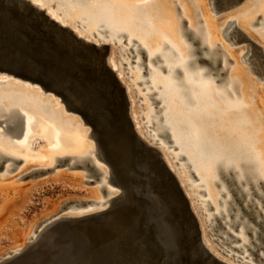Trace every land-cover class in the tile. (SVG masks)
Wrapping results in <instances>:
<instances>
[{
    "label": "bare ground",
    "instance_id": "bare-ground-1",
    "mask_svg": "<svg viewBox=\"0 0 264 264\" xmlns=\"http://www.w3.org/2000/svg\"><path fill=\"white\" fill-rule=\"evenodd\" d=\"M57 1L60 2V0ZM61 1L66 6L71 4L69 0ZM75 1L80 3L83 0ZM127 1L137 2L140 0ZM173 1L142 0V2L136 4V2L129 3L125 0H90L84 7L81 4L83 8L79 5L81 9L76 4L73 6L76 12L71 21L63 18L53 9L51 10L42 0H38V3L42 8H46L45 11L52 18L58 20L62 25L72 27L78 36L99 44L101 41L110 43L111 54L109 63L122 80L123 74L115 61L116 50H118V45L121 46L122 52L131 60L128 63L133 65L131 70H140L138 79L148 81L147 85L144 82L145 88H142V91H145V96L148 97L147 93L150 91H158L156 97L160 103L154 104L148 97L149 104L153 105V108L151 107V113H148V111H146L147 114L145 113L146 119L151 123L149 125L154 127L151 130V136L154 139H160L162 135H169L170 141L176 145L174 152H177L178 157H182L179 160H186L185 165L191 168L189 175L191 174L194 178L199 179L200 182L195 186L201 188L200 192L206 193L205 196L207 197L202 200L211 204L210 208H213V212L207 216L208 222L212 223L211 230L216 231V229L222 228L224 231L218 233L219 238L222 239L221 243L231 244L225 249L227 255L221 254L211 245L205 235L203 224L199 221L201 222L200 228L206 247L219 259L229 264H264V88L257 87L256 91L252 90V93L253 91L255 92V98H253L255 101H252L254 102V107H252V104H250L252 108L245 107L247 102L249 103L247 98L252 89L250 88L249 91L250 84L256 83L254 81L249 83L253 79L250 76L251 74L249 77L252 79H247L246 77L245 80L247 75H244V73L248 72L240 63L243 61L237 60V57L242 59L243 55L241 53L235 54L232 50L230 54L241 65L239 66L235 63V66L231 68L232 70L230 69L231 72L228 75L229 77L227 76L228 79L223 78V84H218L217 79L221 76L222 67L219 66V61H217L215 49L221 42L220 39H224L222 36L228 22L226 20L216 22L205 16L207 12L205 0H178L182 7V13L188 18L190 28L197 37H202L208 48V52H203L208 62L200 63L197 54L194 53L195 48L192 42L187 41L183 34L181 21L178 19L179 16ZM219 1L220 3H225V1L221 2L222 0ZM260 4L259 13L263 14L262 17L264 18V0ZM52 5L57 6V2H53ZM197 9L201 14L203 13L202 15L206 20V31L204 34L206 36L201 35L200 25L195 12ZM242 18L244 17H241V20ZM247 18L244 19L246 20ZM94 19L98 20V22ZM78 20L87 21L85 24L81 22L83 25L82 29L76 25ZM248 20L246 21L248 22ZM242 23L241 26L244 25ZM248 23H245L244 26L248 25ZM248 29L251 28L248 27ZM259 34L261 35L262 33L260 32ZM242 49L243 51L246 50L244 47ZM221 57L222 66H225L227 64V56L223 54ZM212 62L217 65L218 69L211 66ZM197 69H203L204 71L197 74ZM243 69L246 72L243 73ZM181 71L184 74H181ZM142 74H145L146 78H142L144 77ZM130 78L134 80V77ZM247 80L248 82H246ZM3 81L6 80H0V84H6ZM238 81L242 82V86L239 84L241 86L240 91H242L241 95L243 96L241 97L243 98L242 100H239L235 91V85ZM247 83H249V86ZM256 86H253V88H256ZM229 91L234 94L236 99L230 97ZM9 92L36 100L34 97L19 91ZM6 94L8 92H0V115L7 116L0 120H7V123L11 125L5 132L10 131L12 135L17 136L14 133V127L20 114H24V142L22 144H26L28 137L32 134V125L36 118L33 117L32 119L29 117L15 103H12L13 100L3 103L2 98ZM127 94L130 100L128 91ZM144 102L148 101L144 100ZM45 104L41 102V106ZM130 106L136 130L141 135L143 133L135 118L137 117L136 113L132 111L131 100ZM56 110L58 111V109ZM44 123L39 124L37 122L36 124L38 125L33 126H36V134L46 138L48 145H43L36 150H30V148L21 145L20 149L25 153H32L44 158L48 165H52L54 162L51 161V158L54 159L58 157H55L57 154L60 155L58 153L59 149L60 153H62L60 141L63 144L61 146H64V148L72 145L77 146L78 150L81 148L80 152L83 155L76 157L79 159H76L77 161H74L72 166L87 170V175L95 177L93 182L103 178L105 183L102 188L110 193L111 197L107 200H99L95 205L87 204L88 202H75L78 205L74 209L67 208L66 215L57 218H54L55 215L48 219L41 218L33 222L28 228H19L13 216L17 213V205H14L0 222V238L3 234H9L13 238V243L0 253V264H10V262L21 264V261L17 259V250L31 249L36 245L44 246L42 254L50 264L53 261V257L56 261L64 259L67 253L62 250L63 247L59 246L60 242L66 243L69 241L68 244H71L70 237L74 233H80L81 230L91 225L90 223L85 225L80 224V222H69L68 226H65L60 223L61 220L78 219L105 209H109V211L115 210L119 204L128 203V193L133 192L135 194L138 191L145 190L144 184H142L141 179L137 175V170L127 173L129 177H126V180H120L115 177L117 185L113 184L111 180L114 176L110 168L99 159V145L97 144L95 153L92 152L91 156H84L86 147H84L83 141L80 140L79 135L75 133L72 126L70 127L73 132H71V136H67L69 134L63 130L66 136L60 137L61 134L56 130L48 131L42 125ZM258 127H260V135L255 134V136H259V142L255 144L257 139L252 140L255 143L251 139L255 137L253 136V131ZM90 133L89 136H91ZM93 153L96 154L97 158L93 157ZM64 156L63 159L71 158ZM165 157L167 166L173 171L174 168L170 160ZM63 164L65 163H62L60 167H64ZM59 176L62 177L63 173L59 172ZM109 183L115 185L117 188L113 187L118 190H111L107 186ZM179 183L181 185L180 181ZM212 184L221 187V195L215 192ZM184 192L189 196L187 190H184ZM93 193L97 194V189H94ZM217 194L218 198H216ZM18 195L22 196L13 185L0 182V213ZM222 196L226 198L223 199ZM188 198L191 200L190 197ZM190 205L192 211L196 214L191 201ZM237 224H239L238 230L234 231L231 226Z\"/></svg>",
    "mask_w": 264,
    "mask_h": 264
},
{
    "label": "water",
    "instance_id": "water-1",
    "mask_svg": "<svg viewBox=\"0 0 264 264\" xmlns=\"http://www.w3.org/2000/svg\"><path fill=\"white\" fill-rule=\"evenodd\" d=\"M24 2L15 0L14 7L13 0H0V67L5 69L0 74L38 85L44 92L61 98L66 109L91 128L90 135L100 148L99 159L114 176L111 182L117 185L115 177L126 180L127 173L137 170L145 186L144 191L128 193V203L119 204L115 210L61 220L65 226L69 222L91 226L74 233L71 244L60 242L67 254L59 261L53 257L51 264H107L115 259L172 264L177 237L184 249L196 251L202 264H229L206 247L199 219L177 176L161 151L137 132L126 86L109 63L111 45L88 41L43 8H24ZM97 53L105 57L106 105L112 124L122 132L126 149L116 146L112 125L98 116L93 103V81L102 70ZM37 63L42 70H32ZM0 125V133L11 127L7 120H0ZM23 127L24 114H20L15 135L19 136Z\"/></svg>",
    "mask_w": 264,
    "mask_h": 264
},
{
    "label": "rangeland",
    "instance_id": "rangeland-1",
    "mask_svg": "<svg viewBox=\"0 0 264 264\" xmlns=\"http://www.w3.org/2000/svg\"><path fill=\"white\" fill-rule=\"evenodd\" d=\"M42 1L49 8H51V10L53 9L54 11L61 14L63 17H67V15L64 14L65 11L69 12L68 15L70 16V20L74 18L73 15L75 11L73 10H75V7L73 6H75V4L78 8H80L79 5L82 7L81 4H83L84 7V5L86 6V4L90 2V0H83L80 3H78V1L69 0V2L71 1L70 3L73 4L72 5L68 4V6H66L65 4L62 3L61 0L60 2L57 0H42ZM55 1L57 2V6L52 5V3ZM125 1L129 2L127 0ZM205 1H206V10H207L205 16H207L209 19L216 21L215 17L217 18V16L213 17L214 13L211 9L210 0H205ZM135 2L136 1L134 2L131 1L129 3H135ZM140 2H142V0L137 1L136 4ZM174 6H176L175 3ZM195 12L197 15V20L200 19L201 17L204 19L202 15L203 13L201 14V12H198V9ZM179 17L182 16L180 15ZM179 17L178 19L181 21ZM185 17L187 18V16ZM205 21L206 20L204 19L203 21H200L198 23L199 25H203L205 24ZM220 40H221L220 43H223L224 45L229 44L225 39H220ZM231 46L236 47L234 45ZM237 60L240 59L237 57ZM115 61L118 64L119 70L123 74L122 81L125 83L127 87V91L129 93L130 100L133 103L132 107L134 108L137 116L135 118L141 128L142 133L144 134V136L143 135L142 136L145 137L151 144H153L154 142H156L155 139H151L149 132L146 131V129L151 125V123L148 122V119H142V118L139 119V117H141L143 114L145 113L147 114L146 111H148V113H151V109L153 108V105L149 104V98L145 96V91H142V88L145 86V84L137 83V81L140 80L138 79L140 75V70L138 69L131 70V67H133L132 64L128 65L129 69L124 68L123 61L128 64L131 60L128 56H125L121 48H118V50H116ZM142 76H144L142 78H146L145 77L146 75H142ZM254 76H256V80L260 83L259 85H257V87L264 88V84L261 85L262 82H264V80L261 81V79H259L257 75ZM130 77H134V80L133 78ZM9 78L12 77L6 75H0V80H7ZM23 83H25L24 85L28 86L29 88L26 89L22 87L23 85L18 86V85H14L13 83L0 84V92H4V93L8 92V94L4 95L2 98L4 101L3 103L8 102V100H13L12 103H15L29 117H31L32 119L33 117H35L36 121L38 120L37 122L39 124L45 122L42 125H44L48 131L56 130L58 133L61 134L60 137H64L65 132L69 134L67 136H71L72 131L70 127L72 126L75 133L79 135L80 140L83 141L84 147L87 148L90 146L87 149L85 148V150H87L86 151L87 154L83 149L84 156L86 155L91 156L92 152H94L96 149L97 142L94 139V137L89 136L91 128L84 123L83 119L80 116L76 115L75 113L67 111L65 104L61 102V99L59 97L54 96L51 93L44 92L41 89V87H39L38 85H31L30 83L27 82H23ZM9 91L11 92L19 91L23 94L29 95L30 97H34L36 100L32 98L28 99L19 94L14 95ZM250 94H252V92ZM140 96L144 98L142 100H138ZM144 100L148 102H144ZM41 102H44L46 104L41 106ZM252 107H254V104L252 105ZM56 109H58V111ZM6 117H7L6 115H0V119H4ZM36 121L34 122L33 125H38L36 124L37 123ZM33 125H32V134L28 137L26 144H22L24 142L23 141L24 130H22L19 136L12 135L10 131L5 133H0V149L6 154L7 153L12 154L18 159H23V162H21L20 164L14 162L12 159H9L5 162L2 169L0 170V182L10 183L11 185H13V187L16 190H18V192L22 194V196L18 195V197H15L16 201L13 200L9 204H7L6 209L0 213V222L6 217V215L10 212V210L14 205H17V209H16L17 213L14 214L13 216L19 228L21 227L28 228L29 226H31L33 222L38 221L41 218L48 219L49 217L54 215H55L54 218H57L59 216L66 215L67 208L74 209V207L78 205L75 204V202H79V203L88 202L87 204L95 205L99 200H107L111 197V194L106 192L105 189L102 188V186L105 183L103 181V178L102 180L93 182L95 180V177L87 175V170L83 168L82 169L78 168L77 166H72L73 162L79 159L76 157L83 155V153L80 152L81 148H79L78 150V147L74 145L67 147L65 146L64 148V146H61L63 144L60 141L59 144L60 147H62L61 150L62 153H60V149H59L58 153L60 155L57 154L55 156V157L58 156L57 158L54 159L51 158V161L54 162L52 165H48V163L44 161L45 160L44 158L36 156L35 154L32 153L23 152L22 149H20L21 145L30 148V150H36L37 148H40L43 145L46 144L48 145L46 138L44 136L36 134L37 133L36 126L34 127ZM0 130H3V125H0ZM63 130H65V132ZM166 141L167 140L164 138L158 139V146L162 150L164 157L166 155L168 160H170L174 168L173 171L175 174H177L176 176L179 177L178 179L181 182V185L183 186L184 190L185 191L187 190V192L189 193L188 197H190L191 199L190 201L192 206L194 205L193 210H195L199 218V221H201L203 224L206 237L208 238L209 242L216 250H218L223 255H227L225 253V249L228 246H231V244L221 243L222 239L219 238L218 233L220 231H224L222 228H220L221 230L216 229V231L211 230L212 223L208 222L207 216L208 214L213 212L212 211L213 208L212 207L210 208L211 204H209L208 202H204L202 200V199L205 200L207 198L205 196L206 193L200 192L201 188L195 186L200 182L199 179L194 178L193 176H191V174L189 175V171L191 170V168L185 165L186 160L183 159L179 160L177 152H174L173 147L169 148L168 147L169 144ZM91 144H94L95 147L94 145L91 146ZM63 153H65L64 155L71 158L63 159L64 156ZM93 157H96V154H94ZM26 160L28 162H26ZM177 162L179 163L177 164ZM12 163H14L16 168L12 172H10L8 170L9 169L8 166ZM62 163L65 164L67 163V164L66 165L63 164L64 167H60L62 166ZM39 167H43L46 170H40L36 173L28 174L26 177L20 179L22 175H25L29 173L32 169ZM59 172L63 173L62 177L59 176ZM212 185L214 187L215 192L216 193L218 192V194L221 195V187L214 184ZM107 186H109L111 190H118L116 189L117 187L113 184L111 185V183H109V185ZM113 186H115L116 188ZM94 189H97V194L93 193ZM218 194L216 198L219 197ZM222 198L225 199L226 197L222 196ZM238 226L239 224L232 225L231 228L234 231H237ZM12 243H13L12 236L9 234H3L0 238V253H2L3 250L8 246H10Z\"/></svg>",
    "mask_w": 264,
    "mask_h": 264
},
{
    "label": "flooded vegetation",
    "instance_id": "flooded-vegetation-1",
    "mask_svg": "<svg viewBox=\"0 0 264 264\" xmlns=\"http://www.w3.org/2000/svg\"><path fill=\"white\" fill-rule=\"evenodd\" d=\"M175 4H176V12H177V14L180 16H182V17H180L181 18V26H182V29H183V34L185 35V37H186V40L187 41H191L192 42V45L194 46V48H195V50H194V53H196L197 54V56H198V59H199V62L201 63V62H204V63H206V62H208V60L207 59H205V57H204V55H203V52L204 51H206V52H208V48H207V46H206V44H205V42L203 41V39H202V37L201 36H199V37H197L196 36V34L192 31V29L190 28V26H189V24H188V18H186L185 16H184V14H182V9H181V7H180V5H179V3H178V1L177 0H174L173 1ZM262 2V0H240V1H237V2H234V3H231V1L230 2H227V3H220V1L219 0H210V3H211V9H212V11H213V17H215V16H217V18L215 17V19H216V21L217 22H221L223 19H225L228 23H227V27L225 28V31H224V33H223V36L222 37H224V39L227 41V43H229V44H227V45H224L223 43H219L218 44V47L215 49V53H216V55H217V61H219V66L220 67H222V72H221V76L219 77V79H217V83L219 84V83H221V84H223L222 83V80H224V79H228L227 78V76L230 74V72H231V68L233 67V66H235V63H236V65L238 64L239 66L242 64V66H244L243 68H246L245 70H247V72L248 73H244V72H246L244 69V71H243V73H244V75H247V76H245V80H246V77H247V79H249V78H251L250 80L251 81H249V83H251L252 81H254L256 84H254V83H252V85L250 84V87H249V91H250V88H252L251 89V91H250V93L252 92V90H254V91H256V89H257V86H256V88H253V86L255 87V85H259L260 83L256 80V76H254V75H257L258 77H259V79H261V81H263L264 80V44H262V43H264V34H263V32H264V21H262V20H264V18L262 17L263 16V14H260L259 13V7L261 6V3ZM68 5V4H67ZM42 8V7H41ZM44 10H46V8H43ZM64 9V8H63ZM73 10V9H72ZM73 11H75V10H73ZM76 12V11H75ZM75 12H74V14H75ZM198 12H200L199 10H198ZM250 13V14H249ZM64 14L65 15H67V17H63L61 14V16L63 17V18H65V19H67V20H69V21H71L70 20V16L68 15L69 14V12H67V11H65L64 12ZM251 14H253V16L255 17H253V16H251ZM259 15V16H258ZM74 16V15H73ZM240 16V17H239ZM249 16H250V18H249ZM241 17H244V18H247L246 20H248V22L244 19V18H242V20H241ZM254 18V19H253ZM239 19V20H238ZM244 19V20H243ZM253 19V20H252ZM96 22H98V20H96V19H94ZM204 19L201 17L200 19H198V22H200V21H203ZM244 21H245V23L247 24L248 23V25H246V26H244L245 25V23H244ZM81 22H84V24L85 23H87V21H81V20H78L77 22H76V25L79 27V28H81L82 29V23ZM242 24H244L243 26H241V23ZM263 22V23H262ZM66 26H68V25H66ZM229 26V27H228ZM68 27H70V26H68ZM247 28V30H246V28ZM248 27L249 28H251V29H248ZM260 27V28H259ZM73 31H75L72 27H70ZM245 28V29H244ZM199 29H200V31H201V35L203 34V36H206V35H204L205 34V31H206V27H205V24H203V25H200V27H199ZM256 30H260V32L262 33L261 35H263V36H261L259 33H258V31H256ZM262 30V31H261ZM76 32V31H75ZM77 33V32H76ZM256 34H257V36H256ZM258 34H259V37H258ZM256 37V39H254ZM260 39V41L258 42V38ZM261 38H263V39H261ZM262 41V42H261ZM261 42V43H260ZM100 43H106V42H100ZM231 43V44H230ZM108 44H110V43H108ZM111 45V44H110ZM231 45H234V46H236V47H233V46H231ZM245 48L246 50L245 51H243V49L242 48ZM118 48H121V46L120 45H118ZM229 50V51H228ZM233 51L235 54H240L241 53V55H243V58L241 59V58H239L241 61H243V62H240V63H237L236 62V59H234V57H232V55L230 54V51ZM240 52H239V51ZM237 51V52H236ZM242 51V52H241ZM223 54H225V56H227V64L225 65V66H222V55ZM240 55V56H241ZM237 56H239V55H237ZM245 56V57H244ZM244 63V64H243ZM128 65L129 64H125L124 65V61H123V66H124V68L125 69H129L128 68ZM211 66L213 67V68H215V69H218V67H216L217 65H215L213 62L211 63ZM164 67V66H163ZM165 68V67H164ZM249 68V69H248ZM231 69V70H230ZM241 69H242V67H241ZM249 70V71H248ZM251 70V71H250ZM251 72V73H250ZM181 74H184L183 73V71H181ZM208 74V73H207ZM251 74V75H250ZM142 75H145V74H142ZM249 75L251 76V77H249ZM224 76V77H223ZM229 77V76H228ZM224 78V79H223ZM3 82H6V83H13L14 85H18V86H22V87H24V88H29L28 86H25L24 84L25 83H23V82H21V81H19V80H16V79H14V78H9V79H7L6 81H3ZM148 83V81H137V83L138 84H143V83ZM246 82H248V80L246 81ZM124 83V82H123ZM144 83V84H145ZM241 83L242 82H237L236 83V85H235V91H236V95H237V97L239 98V100H242L243 98H241V97H243L242 95H241V93H242V91H240L241 90ZM249 83H247L248 84V86H249ZM21 84V85H20ZM125 84V83H124ZM238 84V85H237ZM239 84L241 85V86H239ZM264 84V82H262V84L261 85H263ZM126 86V85H125ZM147 87V86H146ZM145 88V87H144ZM135 90H136V88H135ZM253 91V95L251 94V95H249L248 96V98L250 99H248L247 98V100L249 101V103L247 102V104H246V106L245 107H251V105L250 104H252L253 105V103L254 102H252V101H255L253 98H255V92ZM158 93V91L157 90H154V91H150V92H148L147 93V95H148V97L150 98V100H151V102L152 103H154V104H157V103H160V101L158 100V98L156 97V94ZM229 95H230V97H232V99H236L235 98V96H234V94L232 93V92H230L229 91ZM252 98V99H251ZM143 99V97L142 96H140L139 98H138V100H142ZM137 100V101H138ZM157 101H159V102H157ZM132 103V102H131ZM133 104V103H132ZM252 108V107H251ZM161 109V108H160ZM132 111H135L134 110V108L132 107ZM133 115V114H132ZM146 119V115L145 114H143L141 117H139V119ZM133 119H134V117H133ZM135 121V120H134ZM154 127H153V125L152 126H149L147 129H146V131L147 132H149V135H150V137H151V139H154L152 136H151V134H152V132H151V130L153 129ZM259 130H260V127H258V128H256V130H254L253 131V136H255V134H258V135H260L259 133ZM143 134H141V136H142ZM144 136V135H143ZM161 136V135H160ZM162 138H164V139H166L167 141V143L169 144V148H171V147H173L174 149L176 148L175 146L176 145H174L171 141H170V137H169V135H162L161 136ZM259 136H255V137H253L252 139H251V141L253 140H256L255 142H253V143H255V144H258V142H259V138H258ZM144 138V137H143ZM255 138V139H254ZM145 139V138H144ZM146 140V139H145ZM147 142H149L148 140H146ZM155 141L156 142H154L153 144H151L150 142V144L151 145H153L154 147H156L159 151H161V153L163 154V152H162V150L160 149V147L158 146V138H156L155 139ZM170 142V143H169ZM68 156H66V158H67ZM179 158H182V157H180L179 156ZM9 159H12L14 162H17V163H21V162H23V159H18V158H16L14 155H12V154H6L5 152H3L1 149H0V170L2 169V167H3V165L5 164V162L7 161V160H9ZM26 162H28L27 160H26ZM179 162H177V164H178ZM192 167V166H191ZM8 170L10 171V172H12L13 170H15V165H14V163H12V164H10L9 166H8ZM40 170H46V169H44L43 167H39V168H35V169H32L29 173H27V174H25V175H22L21 177H20V179L21 178H23V177H26L28 174H33V173H36V172H38V171H40Z\"/></svg>",
    "mask_w": 264,
    "mask_h": 264
},
{
    "label": "snow or ice",
    "instance_id": "snow-or-ice-1",
    "mask_svg": "<svg viewBox=\"0 0 264 264\" xmlns=\"http://www.w3.org/2000/svg\"><path fill=\"white\" fill-rule=\"evenodd\" d=\"M13 6H17L15 0H13ZM30 6H35L37 8L41 7V5L38 3V0H25L24 8H28ZM96 55L99 59L102 70L97 73V76L93 81L95 91L93 103L95 104L98 116L107 121L108 124L112 125L111 134L116 146L122 149H126L127 144L122 135V132L118 127L112 124V114L106 105L105 92L108 87V81L105 78V70H103L105 57L100 56L98 53ZM2 56L3 53L0 52V57ZM4 70V68L0 67V71ZM32 70L40 71L42 70V67L39 63H37L33 66ZM43 247V245H36L31 249L17 250V259L21 261V264H50V262L47 261L42 254ZM174 247L176 249V259L172 261V264H202L199 256L194 249L186 250L182 247L179 237L175 239ZM10 264H15V262H10ZM107 264H150V262L139 259L136 261L115 259L108 261Z\"/></svg>",
    "mask_w": 264,
    "mask_h": 264
},
{
    "label": "clouds",
    "instance_id": "clouds-1",
    "mask_svg": "<svg viewBox=\"0 0 264 264\" xmlns=\"http://www.w3.org/2000/svg\"><path fill=\"white\" fill-rule=\"evenodd\" d=\"M204 71L203 69H197V74H199L200 72ZM187 75V73H186Z\"/></svg>",
    "mask_w": 264,
    "mask_h": 264
}]
</instances>
